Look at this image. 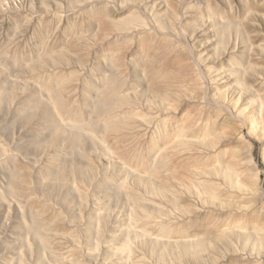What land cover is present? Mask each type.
Listing matches in <instances>:
<instances>
[{
	"label": "rangeland",
	"instance_id": "obj_1",
	"mask_svg": "<svg viewBox=\"0 0 264 264\" xmlns=\"http://www.w3.org/2000/svg\"><path fill=\"white\" fill-rule=\"evenodd\" d=\"M0 264H264V0H0Z\"/></svg>",
	"mask_w": 264,
	"mask_h": 264
}]
</instances>
